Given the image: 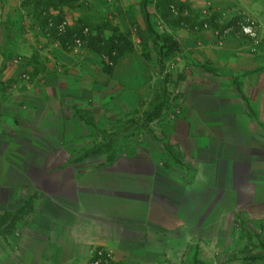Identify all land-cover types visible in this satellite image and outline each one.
Listing matches in <instances>:
<instances>
[{
    "label": "crops",
    "instance_id": "0c3cea01",
    "mask_svg": "<svg viewBox=\"0 0 264 264\" xmlns=\"http://www.w3.org/2000/svg\"><path fill=\"white\" fill-rule=\"evenodd\" d=\"M21 1L0 0V215H11L0 264H88L94 247L114 264H191L201 242L212 244L200 254L205 264H264L254 242L264 243V0H214L257 23L262 54L239 40L213 43L209 32L185 39L183 101L169 137L132 155L89 147L90 129L121 124L112 101L96 121L92 74L77 71L78 58L45 37ZM132 1L61 9L72 26L96 7L124 33L135 11L106 13Z\"/></svg>",
    "mask_w": 264,
    "mask_h": 264
},
{
    "label": "rangeland",
    "instance_id": "374dc122",
    "mask_svg": "<svg viewBox=\"0 0 264 264\" xmlns=\"http://www.w3.org/2000/svg\"><path fill=\"white\" fill-rule=\"evenodd\" d=\"M102 1L104 6L105 3H109V0ZM138 1V7L137 1H132L135 4L133 9L132 6L126 5V8L120 7L121 9L116 10L118 6L115 5L111 11L109 8L107 10L106 14L112 17L117 11L124 12V16L130 11H135V16H130L133 20L126 24L128 30L124 32L130 36L133 50L121 58L110 73L105 71L103 65V63L108 65L107 61L91 52L88 53L84 48L77 47L70 51L78 58L77 71L92 74L90 87L100 94L95 101L97 110L95 120L102 121L100 110H103L109 99L113 105L112 121L121 122L110 129L92 128L87 133L89 147L95 146L108 155L117 151L132 155L139 149L152 146L153 141L157 140L165 144L170 132L168 122L178 117L176 107L183 101L184 80L179 70L183 69L181 59L184 49L181 43L185 39L198 40L199 34L209 32L211 34L209 41L213 43L221 44L234 39L243 42L244 52L250 55L253 53L257 56L263 52V39L259 37L257 23L240 13H222L215 8L214 0ZM25 2L26 0H22L21 4ZM125 20L123 17V21ZM254 42L255 48H249L248 43ZM136 57H140L143 62L137 61ZM205 69L210 73L215 71L211 64ZM138 73H144L145 80L138 81L136 76ZM20 78L29 81L30 74L21 72ZM109 80L111 87L107 90L106 96H109L107 98L103 97L102 93L105 88L107 89ZM91 101L87 100L85 104L91 105ZM90 119L94 120L92 117ZM164 147L167 151V147L165 145ZM5 227L6 224L0 228V235L5 233ZM251 239L249 237L247 240L250 241L247 248L253 246ZM254 242H258L257 249L259 247L264 249L262 239L260 241L256 238ZM211 246L212 244L203 245V242L193 244L191 264H205L200 254L202 252L205 256V250L208 251Z\"/></svg>",
    "mask_w": 264,
    "mask_h": 264
},
{
    "label": "trees",
    "instance_id": "16d2710c",
    "mask_svg": "<svg viewBox=\"0 0 264 264\" xmlns=\"http://www.w3.org/2000/svg\"><path fill=\"white\" fill-rule=\"evenodd\" d=\"M75 1L77 0H26L22 7L37 22L39 30L45 37L55 39L65 51L77 47L84 48L107 61L109 64L103 65L105 71L110 73L121 58L132 52L130 36L120 32L109 18L103 17L97 8L92 6L72 26L68 25L61 8L69 7ZM56 10L57 15L52 16L50 11ZM62 22L64 26L59 30ZM17 213L22 214L23 211ZM10 217L11 215L7 213L0 215V227L7 223ZM14 217L16 218V215ZM9 227L8 225L5 227V233Z\"/></svg>",
    "mask_w": 264,
    "mask_h": 264
},
{
    "label": "built area",
    "instance_id": "2783aa9c",
    "mask_svg": "<svg viewBox=\"0 0 264 264\" xmlns=\"http://www.w3.org/2000/svg\"><path fill=\"white\" fill-rule=\"evenodd\" d=\"M63 26L64 23L62 22L59 25V30H62ZM244 30L250 32L247 28H244ZM76 43L78 44V41H76ZM89 256L88 264H114V259L111 252L102 247L91 248L89 251Z\"/></svg>",
    "mask_w": 264,
    "mask_h": 264
}]
</instances>
